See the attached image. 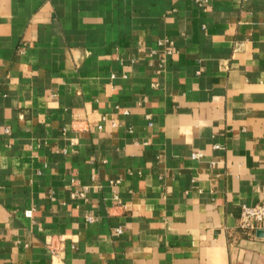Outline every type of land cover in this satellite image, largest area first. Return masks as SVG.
<instances>
[{
    "label": "crops",
    "instance_id": "crops-1",
    "mask_svg": "<svg viewBox=\"0 0 264 264\" xmlns=\"http://www.w3.org/2000/svg\"><path fill=\"white\" fill-rule=\"evenodd\" d=\"M263 198L264 0H0V264H264Z\"/></svg>",
    "mask_w": 264,
    "mask_h": 264
},
{
    "label": "built area",
    "instance_id": "built-area-1",
    "mask_svg": "<svg viewBox=\"0 0 264 264\" xmlns=\"http://www.w3.org/2000/svg\"><path fill=\"white\" fill-rule=\"evenodd\" d=\"M199 155V151L192 152L193 157ZM25 215L30 217L31 210H26ZM88 219L90 220L91 218L89 217ZM238 227L241 231L249 235H254L256 230L261 229L264 236V198L253 205L242 204L240 206Z\"/></svg>",
    "mask_w": 264,
    "mask_h": 264
},
{
    "label": "water",
    "instance_id": "water-1",
    "mask_svg": "<svg viewBox=\"0 0 264 264\" xmlns=\"http://www.w3.org/2000/svg\"><path fill=\"white\" fill-rule=\"evenodd\" d=\"M256 234L257 235H262V231L261 230H257Z\"/></svg>",
    "mask_w": 264,
    "mask_h": 264
}]
</instances>
